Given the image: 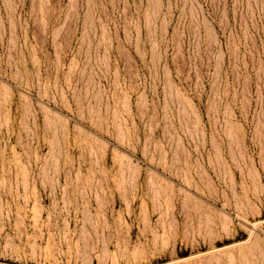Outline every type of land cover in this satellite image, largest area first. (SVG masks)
Returning a JSON list of instances; mask_svg holds the SVG:
<instances>
[{
    "label": "rangeland",
    "instance_id": "374dc122",
    "mask_svg": "<svg viewBox=\"0 0 264 264\" xmlns=\"http://www.w3.org/2000/svg\"><path fill=\"white\" fill-rule=\"evenodd\" d=\"M0 264H264V0H0Z\"/></svg>",
    "mask_w": 264,
    "mask_h": 264
}]
</instances>
